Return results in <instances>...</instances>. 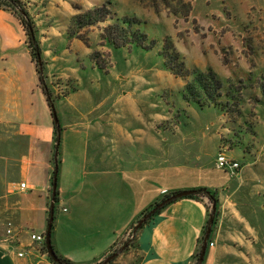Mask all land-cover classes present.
<instances>
[{"label": "rangeland", "instance_id": "obj_1", "mask_svg": "<svg viewBox=\"0 0 264 264\" xmlns=\"http://www.w3.org/2000/svg\"><path fill=\"white\" fill-rule=\"evenodd\" d=\"M21 1L36 28L43 73L58 118L73 117L75 110L85 112L101 102L112 106L119 95L113 90L119 86L132 95L135 90L153 89L146 98L133 99L153 103L156 128L173 131L178 126L192 138L186 145L197 143L194 136L200 138L199 158L210 166L217 182L226 179L216 167L219 154L239 164L234 174L228 171L232 177L228 187L217 192L218 200L220 196L236 204L238 216L219 212L211 227L213 233L218 225L219 236L211 237L214 247L203 264H264V0ZM102 5L116 19L134 20L133 29L147 35L145 48L131 44L117 49L102 41L103 30L112 23L109 19L86 25L77 33L82 24L80 19L75 23L77 16ZM6 12L17 27L18 52L25 53L26 75L29 71L33 75L31 81L27 77L26 85L32 90L26 91L22 110L25 115L40 116L39 99L41 104L46 100L29 54L28 38L17 16ZM167 54H176L183 76H175L166 66ZM209 71L223 85L214 103L202 99L198 106L192 98L186 99L184 86L191 79L189 74L206 75ZM113 107L115 111L125 109L120 103ZM101 111H107V116L114 114V109ZM12 132L10 124L0 125L4 139ZM126 241H131L128 234L123 235ZM42 254L45 256L38 264H52L47 253ZM114 259L112 264H137L140 257L133 246Z\"/></svg>", "mask_w": 264, "mask_h": 264}, {"label": "crops", "instance_id": "obj_2", "mask_svg": "<svg viewBox=\"0 0 264 264\" xmlns=\"http://www.w3.org/2000/svg\"><path fill=\"white\" fill-rule=\"evenodd\" d=\"M18 47L16 24L10 13L0 10V125L13 127L10 137L0 134V264H38L42 256L29 253L21 259L16 252L29 249L26 231L44 235L47 228L54 125L41 99L40 116L22 110L32 90L27 77L31 81L33 75H26L25 53ZM152 90L132 95L119 86L113 90L119 95L112 106L101 102L85 112L75 110L73 117L59 116V195L51 240L56 252L73 263L103 260L141 212L165 194L200 186L220 191L231 183L232 177L220 170L226 179L217 182L210 166L201 163L200 138L194 136L197 143L186 145L192 138L178 126L173 131L156 128L153 103L133 99L146 98ZM116 103L125 109L115 111ZM103 108L114 109V114L107 116ZM187 156L193 161L185 160ZM235 206L219 196L221 215L238 216ZM206 217L203 203L193 199L166 207L138 232L140 264H192ZM8 224L23 231L20 246L5 241ZM217 227L212 239L219 236Z\"/></svg>", "mask_w": 264, "mask_h": 264}, {"label": "trees", "instance_id": "obj_3", "mask_svg": "<svg viewBox=\"0 0 264 264\" xmlns=\"http://www.w3.org/2000/svg\"><path fill=\"white\" fill-rule=\"evenodd\" d=\"M0 9L5 10V11H9V12L13 13L14 15H16L21 26L23 27V29L26 33V36L28 38L29 54H30L31 60L34 62L35 70H36L38 81H39V86H40V89L42 90L43 95L45 96L46 104H47V107L49 109L50 116L52 118V109H55V101L52 97L50 87L48 86L46 79H45V75L43 73L44 72V64L42 62V51L40 48V42H39V39L37 37L36 28H35L33 19L29 15L28 11L26 10V8H25V6L21 0H0ZM114 16H115V14L112 13L107 8V6H104V5H102L101 7H97L91 11L86 12L85 16H83V17L77 16V18L75 19V23L79 19L82 22V24H80V27L79 26L77 27V30H78L77 33L80 32V30L83 29V27H85L86 25L87 26H94L97 23H101V22L104 23L107 21V19H109L110 21H112V23L108 24V26H106L105 29L103 30V32L101 34V40L102 41H105V42L111 44L114 48H117V49L126 47V46L131 45V44L145 48V46H143V44H144L145 40L147 39V35L143 32H139L138 29H133V26L136 25L134 20L132 21V20L124 19V18H122V19L117 18L116 19V18H114ZM164 59H165L166 66L169 67V69L172 72H174L175 76H183V72H180L183 67H182V64H178V59L176 57V54H175V56L174 55L171 56V55L167 54L164 57ZM39 60H40L41 66H39L40 65ZM188 76L191 77V79L189 80V82L187 81L185 86H184L185 93H186L185 95L187 96L186 99L192 98V103H195L198 106H199V102L202 99L214 103V101H215L214 99L219 96V91L223 85V84H221V82L217 78V76L212 71H209L206 75L194 72L192 74H189ZM214 93H216V95ZM53 125H54V123H53ZM58 126L54 125V131H53L55 145L58 141L60 143V136H59V133L57 130L59 128V132H60V125H58ZM58 149H59V146H58ZM53 161L55 164L54 171L57 170V172H58V168H59L58 154H57V157L55 159L53 158ZM218 170H220L222 173H226L228 176L230 175L229 172L226 170H223V169H218ZM54 171H53V174H54ZM191 191H193V193L189 196L178 198V199H173V200L166 202V200H168L173 195H175L181 191L170 192L168 194H165L161 199L154 202L149 207H147L145 210H143L141 212V214L130 224L127 232H125V234H124V235L128 234L131 237V241L130 242H127V241L123 242V237H121L120 239H118L114 243V245L112 246L109 253L105 256V258L103 260H101L100 262H97L95 264H102L103 261L107 257L111 256L112 254L117 252V250H119V246H120V248L122 247L120 249V250H122L121 252L128 251L129 248H132L133 246L137 247L136 246V238H137L138 232L143 228V226L146 225L147 223H149L153 217L160 214L166 207H168L169 205L177 202L180 199H184V198L193 199V200H196L198 202H201V203H203V205L205 207L207 217H206L205 224L203 226L201 237L198 240V245L201 248L203 241H204L206 229L208 226L209 216L211 214V212H210L211 206L213 204H215L213 226L216 224V219H217L218 214H219V211H218L219 200H218V193H217L218 190H212L208 187L200 186V187L191 189ZM51 194H52V192H51ZM58 195H59L58 189L56 188L55 205H54V221H55L56 204L58 202ZM161 203H164L163 206L157 207ZM207 203L209 206L207 205ZM151 211H153V212L151 213ZM148 214H150V215L145 220L143 225L136 232L133 233V230L135 229L138 221L141 220L142 218H144ZM47 215H48V219H49V215H50V208L49 207H48ZM54 221L52 224L51 236H52L53 229H54ZM213 226H212V229H213ZM212 229H211L209 238L207 240V247H206V251H205L203 261L200 264H203V262L206 258V255L208 253V245L211 242ZM51 244H52V240H51ZM199 246H198V249L196 250L195 254L193 255V260H195V259L198 260V255L201 252V250L199 251ZM52 248H53V251H54V253L57 257V260H58L55 263L48 256V259L52 264H76V263H73V262L69 261L68 259L60 256L56 252V250L54 249L53 244H52ZM42 252L47 253L46 248H45V244L43 246ZM114 260L115 259L111 260L108 264H112ZM140 263H141V258L138 260L137 264H140ZM196 264H198V261Z\"/></svg>", "mask_w": 264, "mask_h": 264}, {"label": "water", "instance_id": "obj_4", "mask_svg": "<svg viewBox=\"0 0 264 264\" xmlns=\"http://www.w3.org/2000/svg\"><path fill=\"white\" fill-rule=\"evenodd\" d=\"M39 64H40V60H39ZM41 66V64L39 65ZM52 120L54 125L58 126L59 125V119L57 116V113L55 111V109H52ZM59 127V126H58ZM58 133L59 132V128L57 129ZM58 146H59V141L56 143L55 145V153H54V159L57 157L58 154ZM57 188V170L54 171L53 174V181H52V194H51V201H50V215H49V219H48V223H47V228L44 234L45 237V248H46V252L47 255L51 258V260L53 262H57V257L53 251L52 248V244H51V230H52V224L54 221V205H55V191ZM193 193V191L191 190H185V191H181L175 195H173L171 198H169L168 200H166V202L173 200V199H178V198H182V197H186L189 196ZM164 203L159 204L157 207H161L163 206ZM154 211V210H153ZM151 211V213L153 212ZM214 213H215V204L212 205V212L209 216V221H208V226L206 229V233L204 236V241L201 247V252L198 256V264H200L203 261L204 255H205V251H206V247H207V240L209 238L210 232H211V227L213 225V219H214ZM150 214L146 215L144 218H142L141 220L138 221V223L136 224L135 227V231L138 230V228H140L143 223L145 222V220L149 217ZM122 250H119L118 252L112 254L111 256L107 257L102 264H108L111 260H113L118 254L121 253Z\"/></svg>", "mask_w": 264, "mask_h": 264}, {"label": "built area", "instance_id": "obj_5", "mask_svg": "<svg viewBox=\"0 0 264 264\" xmlns=\"http://www.w3.org/2000/svg\"><path fill=\"white\" fill-rule=\"evenodd\" d=\"M216 167L218 169H223L226 171L231 172L234 174L236 170L239 168V164L235 162L234 160H231L227 158L224 154H219L216 158ZM21 189H25V184H20ZM66 211V210H64ZM22 230H17L13 225L8 224L5 227V241L10 245L11 247L20 246V242L18 241V238L20 234L22 233ZM28 238H29V245L28 250L24 249L22 251H19L17 253V256L19 258H24L29 253H35L38 256H45V254H42V249L45 244V237L43 234H36L29 231H26ZM212 244H210L211 246Z\"/></svg>", "mask_w": 264, "mask_h": 264}]
</instances>
